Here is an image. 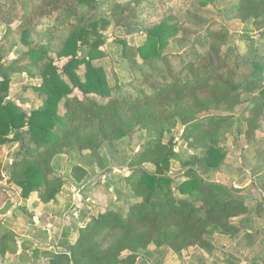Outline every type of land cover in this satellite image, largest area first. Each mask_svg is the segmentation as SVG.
Segmentation results:
<instances>
[{"label": "trees", "instance_id": "trees-1", "mask_svg": "<svg viewBox=\"0 0 264 264\" xmlns=\"http://www.w3.org/2000/svg\"><path fill=\"white\" fill-rule=\"evenodd\" d=\"M152 1L0 0V22L19 23L20 44L18 56L8 61L0 44V215L11 207L5 184L18 187L23 200L36 193L38 203L48 205L66 184L62 171L76 185L86 182V164L105 168L103 150L137 130L145 134L122 175L131 199L125 210L98 211L77 229L73 243H60L62 251L34 250L36 261L138 264L140 257H152L150 246L178 257L191 248L211 255L215 235L233 241L243 232L242 221L232 220L251 213L246 197L210 177L221 170L228 136L236 130L251 141L264 123V60H241L229 47L232 31L203 17L215 0H193L192 12L169 9L149 23L142 13ZM229 7L240 23L264 28V0H230ZM110 21L124 30L112 43L121 48L128 82L113 75L111 83L94 65L106 56L98 28ZM137 26L144 39L135 47L125 37ZM202 39L207 50L200 54L196 43ZM14 75L38 81L28 87L36 105L27 111L9 98ZM177 128L192 155L174 186L168 171L178 158L172 137ZM8 145L16 150L4 166ZM63 159L67 168L59 170ZM16 243L0 222V264ZM24 257L22 251L23 264Z\"/></svg>", "mask_w": 264, "mask_h": 264}, {"label": "rangeland", "instance_id": "rangeland-1", "mask_svg": "<svg viewBox=\"0 0 264 264\" xmlns=\"http://www.w3.org/2000/svg\"><path fill=\"white\" fill-rule=\"evenodd\" d=\"M122 1V0H119ZM126 1V0H125ZM193 0H153L151 5L142 13L149 23L158 21L164 11L173 9L183 13L187 10L192 12L191 3ZM230 0H215V5H208L205 8L203 17L208 22L218 21L225 25L233 36L229 47L234 48L241 60L263 59L264 60V36L261 30L253 25H245L235 20L230 13ZM109 12L111 9L108 10ZM19 23L10 26L0 22V44L4 51V60L14 59L19 54ZM189 28L196 29L195 25L188 24ZM105 44L100 47L106 54L103 59L96 61L94 65L103 67L109 82H113V75L124 82L131 79L128 69L123 66L120 59L121 48L115 43V39L124 37L123 28L114 27L110 21L106 28H98ZM133 35L125 37L133 46L142 43L144 35L142 28L137 26ZM230 48V49H231ZM196 50L203 54L207 50V44L202 39L196 43ZM52 55V54H51ZM53 56V55H52ZM55 63L61 66L65 60ZM124 63V62H123ZM84 68L81 67L79 75L82 76ZM36 80L25 79L24 75L11 77L9 98L27 111L36 105V97L28 89L31 83ZM264 87V73L263 82ZM243 104L235 111L238 115L245 107ZM210 114H217L211 112ZM245 130V129H244ZM182 129L173 131L174 151L177 159L172 161L168 176L176 186L184 172L182 162L186 161L192 152L185 145L179 142ZM145 141V134L142 131H135L131 138H125L116 142L111 148L103 150V157L106 158V166L103 170L95 165L86 164L90 179L76 185L73 180L65 175L66 184L56 200L48 205L40 207L35 202L36 193L29 195L27 200L21 198V191L12 184H5L4 189L8 196L10 213L0 215V222L7 226L19 244L14 251L7 254L3 264H20L21 252L25 251V264H46V260L40 258L34 260L32 252L40 251H62L60 243L66 241L73 243L77 238V229L85 224L89 217L96 215L98 211L119 210L124 211L127 202H130V194L123 182V173L127 171V162L130 157L139 149ZM226 154L221 170L210 177L213 181L234 187L240 191V195L246 197V205L250 214L232 220L238 224L242 221L243 232L235 240L215 235L212 239L214 249L212 254L191 248L183 252L180 258H174L170 251L163 247L158 251L153 246L149 250L152 257H140L138 264H264V123L254 132V139L248 141L244 134L237 135L236 130L228 136L222 145ZM16 145H8L3 149L4 166L9 164ZM87 161V160H86ZM67 159L60 163L59 170L67 168ZM68 171V170H67ZM125 176V175H124ZM174 193L177 195L176 190ZM38 206V207H37ZM23 242V243H22ZM164 253L165 257L162 258ZM23 264V263H21Z\"/></svg>", "mask_w": 264, "mask_h": 264}, {"label": "crops", "instance_id": "crops-1", "mask_svg": "<svg viewBox=\"0 0 264 264\" xmlns=\"http://www.w3.org/2000/svg\"><path fill=\"white\" fill-rule=\"evenodd\" d=\"M37 198V197H36ZM35 202H38V200L37 199H35ZM41 206H44V205H40V207ZM38 207V206H37ZM170 253L172 254V256L174 257V258H177L178 256H176L175 254H173L171 251H170ZM165 257V255H164V253H162V258L161 259H163ZM178 258H180V256L178 257Z\"/></svg>", "mask_w": 264, "mask_h": 264}]
</instances>
